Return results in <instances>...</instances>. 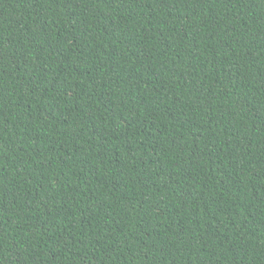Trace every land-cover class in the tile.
<instances>
[{
	"label": "trees",
	"instance_id": "1",
	"mask_svg": "<svg viewBox=\"0 0 264 264\" xmlns=\"http://www.w3.org/2000/svg\"><path fill=\"white\" fill-rule=\"evenodd\" d=\"M0 264H264V0H0Z\"/></svg>",
	"mask_w": 264,
	"mask_h": 264
}]
</instances>
